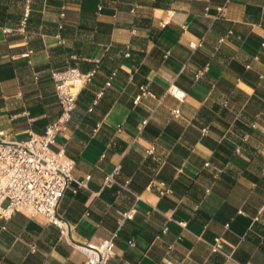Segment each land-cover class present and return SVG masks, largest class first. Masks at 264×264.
Segmentation results:
<instances>
[{
    "label": "crops",
    "instance_id": "0c3cea01",
    "mask_svg": "<svg viewBox=\"0 0 264 264\" xmlns=\"http://www.w3.org/2000/svg\"><path fill=\"white\" fill-rule=\"evenodd\" d=\"M70 67L96 70L54 146L87 181L58 208L71 239L115 236L111 264H264V0H0V130L44 133ZM0 264L85 256L16 212Z\"/></svg>",
    "mask_w": 264,
    "mask_h": 264
},
{
    "label": "built area",
    "instance_id": "2783aa9c",
    "mask_svg": "<svg viewBox=\"0 0 264 264\" xmlns=\"http://www.w3.org/2000/svg\"><path fill=\"white\" fill-rule=\"evenodd\" d=\"M223 9L220 7L219 11ZM64 15L63 10L61 16ZM191 45L197 43L191 42ZM95 72V69L83 72L78 67L52 71L61 113L44 133H32L27 139L18 140L0 130V219H8L16 212L40 217L58 227L61 237L71 241L85 256V264H111L115 236L96 242H74L71 239L74 226L58 211L68 188L87 185L86 180H77L73 176L76 161L63 148L56 150L54 146L58 135L67 129L81 90L93 79ZM169 91L180 101L184 100L185 92L177 86H171ZM173 113L178 116L180 109L176 108ZM153 151L154 147H151L149 152ZM115 182V173L105 179L106 185ZM134 213V208L124 212L123 219L133 218ZM211 246L214 251H221V238H216Z\"/></svg>",
    "mask_w": 264,
    "mask_h": 264
}]
</instances>
